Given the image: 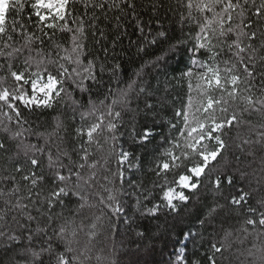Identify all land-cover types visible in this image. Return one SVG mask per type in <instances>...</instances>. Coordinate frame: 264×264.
Segmentation results:
<instances>
[{"label":"snow or ice","instance_id":"snow-or-ice-1","mask_svg":"<svg viewBox=\"0 0 264 264\" xmlns=\"http://www.w3.org/2000/svg\"><path fill=\"white\" fill-rule=\"evenodd\" d=\"M161 217L163 264H264V0H0V264H121Z\"/></svg>","mask_w":264,"mask_h":264},{"label":"trees","instance_id":"trees-1","mask_svg":"<svg viewBox=\"0 0 264 264\" xmlns=\"http://www.w3.org/2000/svg\"><path fill=\"white\" fill-rule=\"evenodd\" d=\"M127 43V41H125ZM135 50H132V53L128 58L121 61L122 67L125 70V79L130 77L134 71L147 60L154 58L155 55H161L160 50L149 49L147 55L141 54V56L134 55ZM187 62V57L183 58V62L180 58H176L169 61V76H179V70L184 68L185 63ZM172 69H177V71H172ZM163 80V77H160ZM170 88L173 85H169ZM174 91L176 94H179L182 98H186L188 93V87L186 81H181L179 85L175 86ZM59 115V113H53L49 116L41 117L38 123L46 125L53 116ZM162 116L167 118V114L161 113ZM42 130V129H41ZM155 145H148L147 148L151 151ZM140 153H144V149H138ZM145 180H148L149 177H144ZM193 213L195 209H189ZM185 224L194 223V219L189 217L185 220ZM140 225L136 227V225ZM159 224L160 228L157 229L156 225ZM172 224L171 219H168V226ZM165 218L161 217L160 220H137L133 224L131 230L126 228L124 223L119 224V236L117 237L118 241H123V247L117 246L116 255L114 259L121 262V264H133V262H138V264H163V261L167 259L168 255L173 251V244L179 239L180 228L177 227L170 235L165 231ZM137 232H145V238L141 239L136 235ZM207 238V237H206ZM183 243V241H180ZM149 249L152 251L149 252ZM189 250L193 251V246L189 245Z\"/></svg>","mask_w":264,"mask_h":264},{"label":"rangeland","instance_id":"rangeland-1","mask_svg":"<svg viewBox=\"0 0 264 264\" xmlns=\"http://www.w3.org/2000/svg\"><path fill=\"white\" fill-rule=\"evenodd\" d=\"M188 91H189V89H188ZM193 95H195V93H193Z\"/></svg>","mask_w":264,"mask_h":264}]
</instances>
